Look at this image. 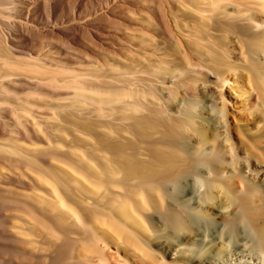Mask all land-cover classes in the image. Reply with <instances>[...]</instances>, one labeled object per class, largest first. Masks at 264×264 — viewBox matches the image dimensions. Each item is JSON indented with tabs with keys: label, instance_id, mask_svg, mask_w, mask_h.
Returning a JSON list of instances; mask_svg holds the SVG:
<instances>
[{
	"label": "bare ground",
	"instance_id": "obj_1",
	"mask_svg": "<svg viewBox=\"0 0 264 264\" xmlns=\"http://www.w3.org/2000/svg\"><path fill=\"white\" fill-rule=\"evenodd\" d=\"M39 1L0 15V264H264V0H108L132 36L91 69L24 46Z\"/></svg>",
	"mask_w": 264,
	"mask_h": 264
},
{
	"label": "rangeland",
	"instance_id": "obj_2",
	"mask_svg": "<svg viewBox=\"0 0 264 264\" xmlns=\"http://www.w3.org/2000/svg\"><path fill=\"white\" fill-rule=\"evenodd\" d=\"M4 1V5H2V6H0V15H1V18H2V20H3V22H4V24L6 23L7 25H9V24H12L15 20L16 21H21L23 24H27V21H26V16L24 17H22L21 18V20L18 18V5H19V0H3ZM8 1V2H7ZM18 2V3H17ZM73 4L71 5L72 6V8L70 9V10H66V12H62L63 10H61V8L60 9H56L55 11V14H54V17H53V21H55V20H61V19H66V21H71V19H72V13L73 12H75L76 14H77V17H80L81 18V22H84L85 20H89V17L91 18L90 20H97L96 22V24H98L99 26L101 25V29H102V31H99V33L97 34V32H94V33H96L97 35H98V38L99 39H97V40H94V38H93V36H91L92 35V31H90V29L89 28H85L84 30H81L80 31V33H79V36H80V38H82V39H80V42L78 41H75V43L77 44V43H79V44H75V43H70V44H66L64 41H61L60 42V40H57V39H55V38H53V37H51V36H49V35H47L46 34V30H45V26H46V23L48 22V18H49V11L51 10V9H49V7H47L48 6V4L47 5H45V2L42 0V1H39V2H37V3H39V4H37V5H34V6H32V9L33 10H31L30 8H29V6H27L28 8H26V10L28 9V10H30L31 11V14H32V16L38 21V23H39V26H38V28H39V33H40V35H35V36H31L32 38H33V41L29 44V43H26V44H24V46L27 48V49H29L30 47V49L32 50V49H34L33 51H35V52H41L40 50H43V52H45L46 50L47 51H49V53L46 51L45 53L47 54V55H49V56H51V57H53V58H55V57H65L66 56V58L68 59V60H70L71 61V63H72V66L73 67H75V68H82V64H85L86 66H88V68L89 69H91V64L90 63H92V59L89 57V56H93V55H98V56H100L101 57V60H103V61H106V60H109V58L111 59V57H112V52L114 51V52H117L118 51V48H116L117 46H116V44H115V42L117 41L116 40V38L118 37H120L121 38V35H127L126 37L124 36L123 38H127L128 37V39H130L131 37L130 36H132V35H130L131 33H129V31H126V33H124L125 32V29L122 27L121 28V26H120V24H119V21L115 18H112L111 20H105V19H103V18H101V20L103 21H99V18L97 19V18H95V16H94V14H95V10H96V12L98 11V9H99V5L100 4H102V3H107L108 2V0H73ZM79 2V3H78ZM81 2V3H80ZM17 3V4H16ZM78 3L79 5H76V4ZM6 4V5H5ZM14 4V5H13ZM76 5V6H75ZM8 6V7H7ZM12 6V7H11ZM37 6V7H36ZM75 6V7H74ZM4 7V8H3ZM15 7H16V9H15ZM9 8V9H8ZM11 8V9H10ZM12 8H13V10H12ZM7 10V11H6ZM8 10H10V11H8ZM116 10H118V9H116ZM115 10V12H116V14L117 15H120L119 14V12L117 13V11ZM13 11V12H12ZM119 11V10H118ZM7 12V13H6ZM15 12H17V13H15ZM68 12H70V13H68ZM93 12H94V14H93ZM34 13V14H33ZM6 14V15H5ZM93 14V15H92ZM16 15V16H15ZM35 15V16H34ZM10 16V17H9ZM94 18H93V17ZM122 16V15H121ZM19 17H20V15H19ZM18 19V20H17ZM30 20H32V18H29ZM101 23V24H100ZM115 23V24H114ZM106 24V25H105ZM105 25V26H104ZM103 26V27H102ZM107 26V27H106ZM41 28V29H40ZM121 28V29H120ZM105 29V30H104ZM107 29V30H106ZM124 31H123V30ZM104 30V31H103ZM121 30H122V32H121ZM43 31H45V32H43ZM84 31H85V33H84ZM107 32L108 33H110V34H107ZM83 33V34H82ZM87 33V34H86ZM102 33H104V34H102ZM106 33V34H105ZM100 34V35H99ZM116 35V36H115ZM120 35V36H119ZM130 35V36H129ZM102 36H103V38H102ZM91 37V38H90ZM101 37V38H100ZM130 37V38H129ZM37 38H38V40H37ZM113 38V39H112ZM110 39H112V40H110ZM37 42H36V41ZM40 40H41V42H42V46H41V42H40ZM83 40V41H82ZM36 43H35V42ZM86 43H85V42ZM93 41V42H92ZM114 41V42H113ZM55 42V43H54ZM33 44V45H32ZM53 44H55V45H53ZM58 46H57V45ZM98 44V45H97ZM110 44V45H109ZM27 45V46H26ZM36 45H38L37 47H36ZM51 46V47H50ZM56 48H55V47ZM63 46V47H62ZM90 46V47H89ZM104 46V47H103ZM34 47H36V48H34ZM40 47H41V49H40ZM44 47H45V49H44ZM52 47H54V50H52L53 48ZM81 47V48H80ZM62 49L64 52H62L63 54H60L59 52H61V50H59L58 51V49ZM82 48L84 49V50H82ZM98 48V49H97ZM105 48H107L106 50H108V52L105 50ZM36 49H38V50H36ZM49 49V50H48ZM86 49V50H85ZM89 49H92V50H96L95 52L94 51H92V50H89ZM101 49H102V51H101ZM89 50V51H88ZM90 53H88V52ZM110 51V52H109ZM67 52V53H66ZM88 53V54H87ZM94 53V54H93ZM108 53H110V55H108ZM53 54V55H52ZM109 56H111V57H109ZM86 57V58H85ZM89 57V58H88ZM85 58V59H84ZM103 58V59H102ZM74 61V62H73ZM84 61V62H83ZM79 64V65H78ZM76 65V66H75ZM79 67H78V66ZM21 90H22V92H24V93H28V90H27V88L26 87H24V88H21ZM53 90V89H52ZM60 90H62V89H60ZM63 91V90H62ZM11 101L13 100V98H11L10 99ZM63 100H60L59 102L60 103H63L62 102ZM11 103H13V101L11 102ZM14 107V106H13ZM46 107V106H45ZM51 107H54V106H51ZM11 109V108H10ZM10 111V112H9ZM49 111L51 112V110H49V109H47V108H44V110H43V112H45L44 114H46L47 112L49 113ZM0 113H3V114H5V115H0V117L2 116V118H1V124H4V126H6L7 128L8 127H10L9 128V130L11 131V132H17V130L19 131V129H17V126H18V124H17V122H16V120H15V116H14V114H12V110H9L8 109V112L7 111H4V112H0ZM47 113V114H48ZM11 116V117H10ZM9 118V119H8ZM13 118V119H12ZM11 119V120H10ZM6 122H7V124H6ZM14 123L17 125H14ZM14 127H16V128H14ZM20 127V126H19ZM18 127V128H19Z\"/></svg>",
	"mask_w": 264,
	"mask_h": 264
}]
</instances>
